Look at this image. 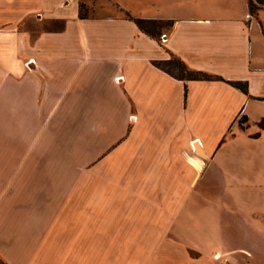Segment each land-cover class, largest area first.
<instances>
[{
    "label": "crops",
    "instance_id": "1",
    "mask_svg": "<svg viewBox=\"0 0 264 264\" xmlns=\"http://www.w3.org/2000/svg\"><path fill=\"white\" fill-rule=\"evenodd\" d=\"M95 2L0 0V264H257L264 6ZM113 2L172 19L165 40ZM173 56L219 77L155 63ZM233 207L263 236L231 226Z\"/></svg>",
    "mask_w": 264,
    "mask_h": 264
},
{
    "label": "rangeland",
    "instance_id": "2",
    "mask_svg": "<svg viewBox=\"0 0 264 264\" xmlns=\"http://www.w3.org/2000/svg\"><path fill=\"white\" fill-rule=\"evenodd\" d=\"M110 2V0H96V4H102V3H108ZM113 6L118 10V11H121L124 15H127V16H131V17H136V16H133L131 15V13L129 11H125L123 10L122 8H120L118 5H116L114 2H113ZM262 7V6H261ZM260 8V7H259ZM88 10H89V6L82 3L81 6H80V11H81V14H88ZM258 10L255 9V11H252V13H255L256 11ZM148 18V17H146ZM153 18H157V17H153ZM157 19H161L159 24L157 25H150L152 28H155L157 30H160L162 33L161 35H163L165 32H167L170 27H171V23L170 21L172 19H169V18H157ZM161 35H159V37L161 38ZM167 67L169 69H171L173 72H176L177 74H183L184 73V68L176 61V60H173L169 63H167ZM239 122L241 123L243 120H244V117H240L239 119ZM264 195V193H263ZM262 203L264 204V196L262 198ZM225 211V210H224ZM230 214L227 213L226 211L223 212L225 214V217H227L228 215L231 216V221H230V225L231 226H234V225H238L239 223L242 224V226H244L245 228L249 229L250 233L253 235V236H263V234L257 229V230H254V225L251 224V222H249L248 220H245L243 218H240L242 215H241V212H239L235 207H233L231 210H230ZM257 214H260V212H257ZM240 218L237 222V219ZM264 223V222H263ZM190 254L191 256H197L198 254L195 252V251H190ZM218 253H214L212 255V259H213V264H240L237 260V258L239 257H231V258H226L225 256H216ZM175 255V254H174ZM172 256L171 258H167L164 262V264H190V260L189 263H184L181 258L180 255H175V256ZM260 260L259 262H257V264H264V253H261V254H258ZM205 259L206 258H201L199 257L198 260L194 259L192 261H194L193 263L191 264H206L205 262ZM255 260V256H253L252 254H248V256L246 257V259L244 260V258L241 259V261H243V264H255L256 262H254Z\"/></svg>",
    "mask_w": 264,
    "mask_h": 264
},
{
    "label": "trees",
    "instance_id": "3",
    "mask_svg": "<svg viewBox=\"0 0 264 264\" xmlns=\"http://www.w3.org/2000/svg\"><path fill=\"white\" fill-rule=\"evenodd\" d=\"M249 5H250V10L251 11H255V9L264 6V0H249ZM82 16L84 14H81ZM134 18V17H133ZM135 21L138 23V25L140 26L141 29H143L144 31L148 32L149 34L153 35V36H159L161 35V31L157 30L155 28H152L150 25H157L159 24L161 19H157V18H146V17H135L134 18ZM170 23L172 24V20L170 21ZM176 60L183 68H184V73L183 74H177L176 72H173L171 69H169L167 67V63ZM155 63L159 66H161L162 68L168 70L169 72H171L172 74L179 76L181 78H215V77H219L216 75H212L209 73H206L204 71L201 70H194V69H190L187 64L180 59L177 56H173L169 59H162V60H156ZM232 83H234L235 85L241 87L242 89L246 90L247 86L244 82H241L239 80H234L232 81ZM260 125L264 126V117L262 118V120L260 121Z\"/></svg>",
    "mask_w": 264,
    "mask_h": 264
},
{
    "label": "built area",
    "instance_id": "4",
    "mask_svg": "<svg viewBox=\"0 0 264 264\" xmlns=\"http://www.w3.org/2000/svg\"><path fill=\"white\" fill-rule=\"evenodd\" d=\"M161 39L162 40H165V36L162 35ZM117 78L120 79V76H118ZM131 116H132V119H135L136 118V115L135 114H132Z\"/></svg>",
    "mask_w": 264,
    "mask_h": 264
},
{
    "label": "bare ground",
    "instance_id": "5",
    "mask_svg": "<svg viewBox=\"0 0 264 264\" xmlns=\"http://www.w3.org/2000/svg\"><path fill=\"white\" fill-rule=\"evenodd\" d=\"M195 145V144H194ZM195 147H196V145H195Z\"/></svg>",
    "mask_w": 264,
    "mask_h": 264
}]
</instances>
